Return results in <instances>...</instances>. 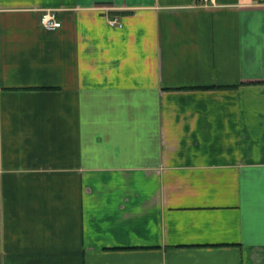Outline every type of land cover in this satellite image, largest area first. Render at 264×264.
<instances>
[{
  "label": "crops",
  "instance_id": "crops-1",
  "mask_svg": "<svg viewBox=\"0 0 264 264\" xmlns=\"http://www.w3.org/2000/svg\"><path fill=\"white\" fill-rule=\"evenodd\" d=\"M0 264H264V0H0Z\"/></svg>",
  "mask_w": 264,
  "mask_h": 264
},
{
  "label": "built area",
  "instance_id": "built-area-1",
  "mask_svg": "<svg viewBox=\"0 0 264 264\" xmlns=\"http://www.w3.org/2000/svg\"><path fill=\"white\" fill-rule=\"evenodd\" d=\"M203 5H209L213 3V0H198ZM111 26L120 25L116 21V19H111L108 21ZM40 23L41 25L48 30L56 29L60 26V21L58 20L56 13L53 9L46 8L42 11L40 15Z\"/></svg>",
  "mask_w": 264,
  "mask_h": 264
}]
</instances>
